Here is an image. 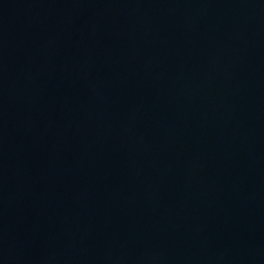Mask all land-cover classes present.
<instances>
[{"label": "water", "instance_id": "obj_1", "mask_svg": "<svg viewBox=\"0 0 264 264\" xmlns=\"http://www.w3.org/2000/svg\"><path fill=\"white\" fill-rule=\"evenodd\" d=\"M0 264H264V0H0Z\"/></svg>", "mask_w": 264, "mask_h": 264}]
</instances>
